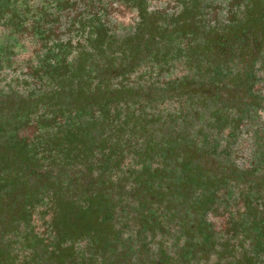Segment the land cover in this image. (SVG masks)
Returning a JSON list of instances; mask_svg holds the SVG:
<instances>
[{"label":"flooded vegetation","instance_id":"af4514ba","mask_svg":"<svg viewBox=\"0 0 264 264\" xmlns=\"http://www.w3.org/2000/svg\"><path fill=\"white\" fill-rule=\"evenodd\" d=\"M12 7L0 264H264V0Z\"/></svg>","mask_w":264,"mask_h":264},{"label":"rangeland","instance_id":"374dc122","mask_svg":"<svg viewBox=\"0 0 264 264\" xmlns=\"http://www.w3.org/2000/svg\"><path fill=\"white\" fill-rule=\"evenodd\" d=\"M63 222H64L65 224H67L66 222H68V224H72V223H77V222H78V219H76V218H68V219H65V220L63 219ZM83 222H84V221H83ZM83 222H82L81 224H79L78 227H80V228L83 229L84 227L88 226V222H85L84 224H83ZM72 225H73V224H72ZM87 228H88V227H86L84 230H86ZM97 238H100L98 232H96V235H94V234L89 235V236L87 237L86 241H88L89 243H93V242L96 241ZM19 254H20L19 258H22V257L25 258V253H24V252L21 251ZM27 256H28V255H27ZM27 256H26V257H27Z\"/></svg>","mask_w":264,"mask_h":264},{"label":"trees","instance_id":"16d2710c","mask_svg":"<svg viewBox=\"0 0 264 264\" xmlns=\"http://www.w3.org/2000/svg\"><path fill=\"white\" fill-rule=\"evenodd\" d=\"M14 0H0V19L1 15L4 12H10L11 10H15L13 6ZM12 8V9H11Z\"/></svg>","mask_w":264,"mask_h":264}]
</instances>
